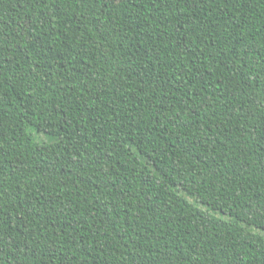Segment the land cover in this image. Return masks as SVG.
I'll list each match as a JSON object with an SVG mask.
<instances>
[{
	"label": "trees",
	"instance_id": "obj_1",
	"mask_svg": "<svg viewBox=\"0 0 264 264\" xmlns=\"http://www.w3.org/2000/svg\"><path fill=\"white\" fill-rule=\"evenodd\" d=\"M262 99L264 0H0V264H264Z\"/></svg>",
	"mask_w": 264,
	"mask_h": 264
},
{
	"label": "snow or ice",
	"instance_id": "obj_2",
	"mask_svg": "<svg viewBox=\"0 0 264 264\" xmlns=\"http://www.w3.org/2000/svg\"><path fill=\"white\" fill-rule=\"evenodd\" d=\"M88 2L96 3L97 0H81V3L87 4ZM105 7H107V4H104ZM260 108L264 109V99L260 101ZM261 127H264V124L261 125ZM261 141L264 142V131H261ZM6 195L5 193H0V196ZM2 242V241H0ZM0 255H4V252L0 250Z\"/></svg>",
	"mask_w": 264,
	"mask_h": 264
},
{
	"label": "rangeland",
	"instance_id": "obj_3",
	"mask_svg": "<svg viewBox=\"0 0 264 264\" xmlns=\"http://www.w3.org/2000/svg\"><path fill=\"white\" fill-rule=\"evenodd\" d=\"M35 138H36V141L37 142H46V143H49L50 142V138L48 137V136H46V135H36L35 136Z\"/></svg>",
	"mask_w": 264,
	"mask_h": 264
}]
</instances>
